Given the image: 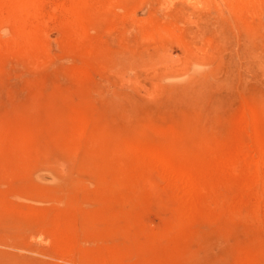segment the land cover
I'll return each instance as SVG.
<instances>
[{"label":"rangeland","instance_id":"rangeland-1","mask_svg":"<svg viewBox=\"0 0 264 264\" xmlns=\"http://www.w3.org/2000/svg\"><path fill=\"white\" fill-rule=\"evenodd\" d=\"M0 264H264V0H0Z\"/></svg>","mask_w":264,"mask_h":264},{"label":"bare ground","instance_id":"bare-ground-1","mask_svg":"<svg viewBox=\"0 0 264 264\" xmlns=\"http://www.w3.org/2000/svg\"><path fill=\"white\" fill-rule=\"evenodd\" d=\"M248 155H249V154H248ZM244 156L247 158V156H246V155H244ZM245 157H244V159H245ZM250 158H251V156H250ZM247 159H248V158H247ZM250 160H252V159H250ZM179 175H180V174H179ZM177 176H178V175H177ZM177 176H176V178H178ZM181 176H182V174L180 175V178H179V179H182V177H181ZM183 178H184V177H183ZM182 180H183V179H182ZM177 181H179V180H177ZM180 181H181V180H180ZM180 181H179V183H180ZM181 182H182V181H181Z\"/></svg>","mask_w":264,"mask_h":264}]
</instances>
